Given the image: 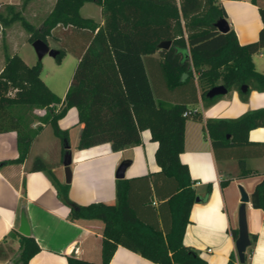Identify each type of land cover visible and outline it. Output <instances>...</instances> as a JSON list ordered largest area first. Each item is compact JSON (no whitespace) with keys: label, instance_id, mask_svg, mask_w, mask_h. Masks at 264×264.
Here are the masks:
<instances>
[{"label":"trees","instance_id":"trees-1","mask_svg":"<svg viewBox=\"0 0 264 264\" xmlns=\"http://www.w3.org/2000/svg\"><path fill=\"white\" fill-rule=\"evenodd\" d=\"M28 1L21 0L22 6ZM256 1L250 0L252 4ZM86 3L100 7L102 24L80 16V9ZM258 12L263 26L258 40L247 45L238 43L232 29L221 34L214 27L216 21L226 20L218 0H55L39 29L13 14L11 19L21 22L30 44L38 39L58 43L68 31L72 35L81 34L79 39L84 38V41L89 38L62 99L41 80V61L28 66L16 54H5L0 71V133H16L18 158L14 163H22L28 155L41 129L32 127L35 122L50 125L67 144L66 133L60 131L57 124L69 109L75 108L77 123L81 125L78 150L109 144L113 152L121 151L138 145L140 133L147 130L151 141L157 143L154 158L159 174L175 186L167 201L173 223L163 233L145 224L132 208L131 181H115L114 204L86 206L76 205L69 199L68 185L56 183L58 198L69 208L70 221L102 222L100 264H109L118 246L154 264H207L197 251L182 243L197 194L188 168L179 160L186 120L189 117L203 119L198 112L184 116L188 111L187 103H167L156 98L151 82H154V73L149 71L146 61L156 60L167 90L180 89L183 93L199 89V101L205 108L221 97H205L208 90L217 85H222L227 93L237 92L240 100L246 102L250 92L264 93V75L256 70L252 61V57L264 49V8L258 7ZM58 29L63 31L62 37L56 34ZM70 39L75 40L72 36ZM162 41L171 42L167 50L157 48ZM63 47L54 59L58 64L65 54ZM242 86L247 87L246 93L240 91ZM39 110L44 114L37 115ZM255 128H264V108L247 111L236 119L204 121L205 133L216 152L222 149L243 151L252 144L248 133ZM241 155L237 168L240 176H244L247 172L245 154ZM39 170H45V165L40 158H35L30 171ZM226 184L222 182L220 186ZM210 189V184L206 185L205 197ZM249 200L253 208L264 212V174ZM228 233L235 241L237 229H229ZM19 238V253L12 264H28L39 248L31 236L19 235ZM256 239V235L249 234L250 245L243 264H248ZM67 264L94 263L67 256ZM226 264H239L235 253L230 254Z\"/></svg>","mask_w":264,"mask_h":264},{"label":"crops","instance_id":"crops-1","mask_svg":"<svg viewBox=\"0 0 264 264\" xmlns=\"http://www.w3.org/2000/svg\"><path fill=\"white\" fill-rule=\"evenodd\" d=\"M218 3L224 9L229 29L234 31L240 45L258 40L263 26L258 7L264 8V0H257L256 4L250 0H218ZM2 4L16 3L6 0L1 1ZM98 24H102V17ZM62 32L58 29L56 34L61 33L59 36L62 37ZM71 36L79 40L82 35H72L68 31L64 43ZM88 41L87 37L78 59ZM14 49L10 55L16 53ZM263 53L264 49L257 54L262 56ZM146 64L154 73V81L161 77L156 60H147ZM260 73L264 75V72ZM199 93V89L185 90L182 97L173 102L187 103L188 111L200 113L203 119L198 121L189 117L186 120L183 151L179 155L180 162L188 168L192 187L199 198L190 208L182 243L197 251L207 264H226L230 254L235 253L234 241L228 231L237 228L241 188L248 196L245 204L247 231L257 236L248 264H264V212L253 208L249 200L264 174V128L249 131L248 141L252 144L244 147L243 151L222 149L218 152L213 150L204 130L205 120L236 119L247 111L263 109L264 93L252 91L247 101L242 102L237 92H229L207 108L199 101ZM38 112L39 116L44 114L43 110ZM57 125L60 131H65L71 153L69 184L64 179L62 135H56L50 125L39 122L32 125L41 129L22 163H14L18 158L16 133H0V264H12L16 258L10 261L9 254L19 253L20 234L17 229L21 205L26 209L30 236L39 248L28 264H67V256L100 264L102 222L70 221L69 208L58 198L56 183L69 186L68 197L76 205H112L115 203V173L122 162L129 163L121 180L131 181L129 199L132 208L145 224L163 233L169 230L173 217L167 201L175 186L159 174L160 168L154 158L157 143L151 141L149 131L140 133L138 145L121 151L113 152L109 144L78 150L81 125L77 123L76 109H69ZM241 154H245L246 176H240L237 168ZM35 158L43 161L45 170L30 171ZM222 182L227 184L221 187ZM208 184L211 189L205 197ZM109 264L154 263L118 246Z\"/></svg>","mask_w":264,"mask_h":264},{"label":"rangeland","instance_id":"rangeland-1","mask_svg":"<svg viewBox=\"0 0 264 264\" xmlns=\"http://www.w3.org/2000/svg\"><path fill=\"white\" fill-rule=\"evenodd\" d=\"M1 1L6 0H0V2ZM9 1L16 4L0 5V66L4 64L5 54H11L13 48H15L14 50L16 52L14 54L31 66L35 64L38 59L32 45L27 41L28 33L18 19L11 18L13 14L14 16L16 14V17L19 16L34 28L39 29L46 16L52 10L55 0H30L23 6L21 0ZM9 6H12L13 9H8ZM99 8L100 7L94 3H86L83 8L80 9V15L91 18L98 24L101 19ZM63 42L64 40H59L58 43H61L60 45L56 40L49 39L47 44L51 49L62 50ZM84 42V38L76 41L73 39L66 40L63 47L65 54L60 64L56 63L55 60L48 55H44L41 59L42 71L40 78L48 89L61 99L64 97L68 88L67 86H69L78 63V54L81 52ZM252 61L258 72H264V53L262 56L255 54L252 57ZM151 82L154 94L160 101L173 103L182 97V91L180 89L174 91L167 90L161 77H157L154 82ZM188 106H191V104ZM36 114L40 115L38 111H36ZM62 144H64V142ZM17 254L16 251L11 252L9 254L10 261L12 258H16ZM248 254L249 252L247 255Z\"/></svg>","mask_w":264,"mask_h":264},{"label":"water","instance_id":"water-1","mask_svg":"<svg viewBox=\"0 0 264 264\" xmlns=\"http://www.w3.org/2000/svg\"><path fill=\"white\" fill-rule=\"evenodd\" d=\"M214 27L221 34H225L229 30L228 23L224 19H220L216 21L214 23ZM31 45L39 61H41L44 55H48L49 57L55 59V57L59 54L58 50L51 49L47 43L39 39L32 42ZM170 45H171L170 41H162L157 45V48L160 50H167L170 47ZM240 91L242 93H246L247 87L242 86L240 88ZM226 93L227 90L222 85H217L209 89L205 97L208 99H212L213 97L222 96L225 95ZM63 145L65 148V152L63 154V159H62V164L64 167V179H65V183L69 184L71 181V170H70L71 153L69 152V146L67 144H63ZM128 165H129L128 162H122L118 166L115 173L116 179H122L124 177V172ZM239 193H240V206L237 212V228H236L237 238L234 241V248L238 263L243 264L245 262L246 249L250 245L249 233L247 231L246 215H245V204L248 203V196L244 193V191L241 188H239ZM198 201L199 198L196 197L195 202ZM17 231L21 236H25V237L30 236V226L28 223V218L26 215V209L24 205H21L19 208V225Z\"/></svg>","mask_w":264,"mask_h":264},{"label":"built area","instance_id":"built-area-1","mask_svg":"<svg viewBox=\"0 0 264 264\" xmlns=\"http://www.w3.org/2000/svg\"><path fill=\"white\" fill-rule=\"evenodd\" d=\"M194 113H196V111H187V112H185L183 115H184V116H191V115H193Z\"/></svg>","mask_w":264,"mask_h":264}]
</instances>
